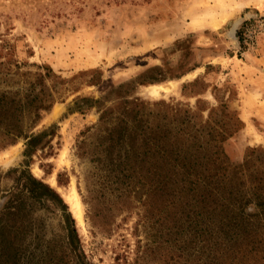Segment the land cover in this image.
Segmentation results:
<instances>
[{
	"label": "rangeland",
	"instance_id": "374dc122",
	"mask_svg": "<svg viewBox=\"0 0 264 264\" xmlns=\"http://www.w3.org/2000/svg\"><path fill=\"white\" fill-rule=\"evenodd\" d=\"M259 16L264 0H0V94L32 82V94L51 102L29 131L41 134L30 155L23 136L0 148V211L24 200L32 229L63 235L62 211L31 191L33 174L67 204L88 264H163L166 256L143 250L157 226L141 216L149 130L188 116L193 127L208 120L231 131L222 142L231 162L264 149V28L255 48L239 42ZM169 82L178 85L146 90Z\"/></svg>",
	"mask_w": 264,
	"mask_h": 264
},
{
	"label": "trees",
	"instance_id": "16d2710c",
	"mask_svg": "<svg viewBox=\"0 0 264 264\" xmlns=\"http://www.w3.org/2000/svg\"><path fill=\"white\" fill-rule=\"evenodd\" d=\"M32 86L30 82V87L0 94V148L23 136L26 156L41 135L29 131L51 105L39 93L32 94ZM172 120L149 130L145 153L150 154L152 173L141 216L157 226L148 234L152 239L144 244V252L166 256L163 264H262L258 260L264 258V149L234 163L222 144L231 131L225 133L208 120L193 127L188 116L174 127ZM29 178L35 183L31 191L44 194L62 211L64 233L47 239L41 228L32 229L26 222L30 211H25L24 200L6 205L0 211V264H88L62 196L33 174ZM107 220L106 214L102 225Z\"/></svg>",
	"mask_w": 264,
	"mask_h": 264
},
{
	"label": "built area",
	"instance_id": "2783aa9c",
	"mask_svg": "<svg viewBox=\"0 0 264 264\" xmlns=\"http://www.w3.org/2000/svg\"><path fill=\"white\" fill-rule=\"evenodd\" d=\"M240 30L239 42L253 49L257 45V35L264 28V17L259 16L255 20L247 21Z\"/></svg>",
	"mask_w": 264,
	"mask_h": 264
},
{
	"label": "bare ground",
	"instance_id": "6f19581e",
	"mask_svg": "<svg viewBox=\"0 0 264 264\" xmlns=\"http://www.w3.org/2000/svg\"><path fill=\"white\" fill-rule=\"evenodd\" d=\"M178 85V82H169V83H163V84H149V86L146 87V90L153 94V95H159L161 91H167L172 87H175ZM71 192L68 195V198L70 199L71 206L73 209V212L77 216L79 221H82V205L79 200V197L77 193L75 192L74 188H71Z\"/></svg>",
	"mask_w": 264,
	"mask_h": 264
},
{
	"label": "crops",
	"instance_id": "0c3cea01",
	"mask_svg": "<svg viewBox=\"0 0 264 264\" xmlns=\"http://www.w3.org/2000/svg\"><path fill=\"white\" fill-rule=\"evenodd\" d=\"M242 19H243V17H241V20H239V21L237 22V24L235 25V28H236V29H237V27L239 26V24L242 22ZM260 50H261V51H264V39L261 40ZM262 56H264V54H262ZM259 61H260V60H259ZM261 61H262V63H264V58H262ZM262 63L257 62V64H258L259 67H261V66L264 67V64H262Z\"/></svg>",
	"mask_w": 264,
	"mask_h": 264
}]
</instances>
